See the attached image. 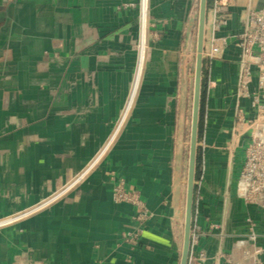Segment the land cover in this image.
Returning a JSON list of instances; mask_svg holds the SVG:
<instances>
[{
	"label": "crops",
	"instance_id": "1",
	"mask_svg": "<svg viewBox=\"0 0 264 264\" xmlns=\"http://www.w3.org/2000/svg\"><path fill=\"white\" fill-rule=\"evenodd\" d=\"M199 1L150 0L143 71L125 121L76 187L0 228V264L181 263L191 79L184 45ZM257 2L230 0L220 32L231 36L228 46L202 78L198 238L189 256L205 258L194 264H264V206L237 188L259 117L238 95L235 36ZM140 39L139 0H0V217L36 206L104 148L131 93ZM111 172L152 213L134 250L122 238L134 208L113 201Z\"/></svg>",
	"mask_w": 264,
	"mask_h": 264
},
{
	"label": "built area",
	"instance_id": "2",
	"mask_svg": "<svg viewBox=\"0 0 264 264\" xmlns=\"http://www.w3.org/2000/svg\"><path fill=\"white\" fill-rule=\"evenodd\" d=\"M145 4V6H144ZM230 0H211V5L207 10L205 22V40L203 55L205 59L212 60L221 56L228 46L230 35L221 34V29L228 23L230 18L229 10ZM149 9L150 0H139L140 27L142 30L143 12L147 22L145 25L146 49L148 43L149 29ZM236 44L240 48L238 64V95L239 97L248 98L251 107L255 110L258 117L264 114V5L258 8L257 5H249L243 19V29L236 36ZM139 56V49H138ZM255 81V85L253 83ZM138 90V89H137ZM137 93V92H136ZM136 96V95H135ZM129 100V99H128ZM135 100V98H134ZM134 103V101H133ZM133 103L128 108V101L124 112L121 114L114 132L107 144L99 154L80 172L75 174L59 190L54 192L42 202L31 208L23 209L12 214L0 217V228L14 224L32 213L49 205L54 200L62 197L70 189L76 187L84 178L97 166L113 142L117 132L121 128ZM243 116V110L238 109V117ZM112 184V199L115 203H126L134 208L132 215L133 227L122 234L123 241L128 245L130 250H134L141 239L146 222L151 218L152 213L143 200L141 193L133 186H128L124 178H116L114 172L110 173ZM238 192L246 200L258 203L264 206V139L252 138L246 149V161L238 181ZM253 194L260 198L255 201ZM250 231L249 239L254 240L256 234L253 228ZM198 230L196 227L191 229V244L196 242ZM205 255L201 253L197 258L189 256L187 264L201 263ZM227 264H231L228 259ZM256 264H261L258 261Z\"/></svg>",
	"mask_w": 264,
	"mask_h": 264
},
{
	"label": "water",
	"instance_id": "3",
	"mask_svg": "<svg viewBox=\"0 0 264 264\" xmlns=\"http://www.w3.org/2000/svg\"><path fill=\"white\" fill-rule=\"evenodd\" d=\"M264 0H258L257 7L261 8ZM208 10V0H200L199 17H198V36H197V54L194 74V90H193V106L191 118L190 133V151H189V168L187 180V197L185 210L184 240L182 258L180 264H187L191 246V229L193 216L194 190L196 186V168L197 153L199 146V122H200V105H201V89L203 78V48L205 40V22Z\"/></svg>",
	"mask_w": 264,
	"mask_h": 264
},
{
	"label": "rangeland",
	"instance_id": "4",
	"mask_svg": "<svg viewBox=\"0 0 264 264\" xmlns=\"http://www.w3.org/2000/svg\"><path fill=\"white\" fill-rule=\"evenodd\" d=\"M199 3L198 2V9H199ZM209 8V7H208ZM197 17H199V14L196 15V27L194 28V31L191 32L190 35H187L188 38H191L190 40V45L185 42V52H187L188 54H190V65H189V73L191 75V79H190V92H189V103H188V112H187V127H186V133H185V137H186V141L189 142L190 140V133H191V118H192V106H193V82H194V74H195V64H196V54H197V36H198V19ZM188 47V49L186 50V48ZM205 60V58H204ZM204 60H203V67H204ZM263 138L264 139V114L261 115L256 124L254 125V129H253V136L252 138ZM246 161V156L244 159V163L241 167L240 173H239V178L241 175V172L244 168V164ZM238 178V181H239ZM238 181H237V188H238ZM256 194H253L252 197L255 201H260V198L258 196H255ZM262 203H264V200L262 201Z\"/></svg>",
	"mask_w": 264,
	"mask_h": 264
},
{
	"label": "bare ground",
	"instance_id": "5",
	"mask_svg": "<svg viewBox=\"0 0 264 264\" xmlns=\"http://www.w3.org/2000/svg\"><path fill=\"white\" fill-rule=\"evenodd\" d=\"M145 3V0H144ZM145 6V4H144ZM142 30H141V39H140V45H139V56H138V64H137V68H136V74H135V80L131 89V93L129 96V100H128V108L130 107V105L133 103L137 89L139 87V83H140V79H141V75H142V71H143V66H144V61H145V55H146V33H145V25L147 22V18H145V13L143 12V18H142ZM144 31V37L142 39V32ZM140 67V74L139 77L137 79V73H138V69ZM135 88V89H134Z\"/></svg>",
	"mask_w": 264,
	"mask_h": 264
},
{
	"label": "trees",
	"instance_id": "6",
	"mask_svg": "<svg viewBox=\"0 0 264 264\" xmlns=\"http://www.w3.org/2000/svg\"><path fill=\"white\" fill-rule=\"evenodd\" d=\"M211 5V0H208V7ZM208 59L204 60V67H203V74L206 72V65H207ZM204 96V83L202 81V89H201V105H200V122H199V135L201 134L202 130V100ZM199 172V151L197 153V168H196V176Z\"/></svg>",
	"mask_w": 264,
	"mask_h": 264
}]
</instances>
